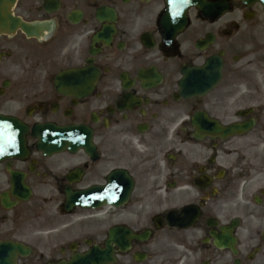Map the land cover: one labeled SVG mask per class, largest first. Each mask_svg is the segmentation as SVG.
Returning a JSON list of instances; mask_svg holds the SVG:
<instances>
[{
	"label": "flooded vegetation",
	"instance_id": "flooded-vegetation-1",
	"mask_svg": "<svg viewBox=\"0 0 264 264\" xmlns=\"http://www.w3.org/2000/svg\"><path fill=\"white\" fill-rule=\"evenodd\" d=\"M9 12L0 115L26 133L0 160V243L27 253L4 264H264L261 0Z\"/></svg>",
	"mask_w": 264,
	"mask_h": 264
},
{
	"label": "water",
	"instance_id": "water-1",
	"mask_svg": "<svg viewBox=\"0 0 264 264\" xmlns=\"http://www.w3.org/2000/svg\"><path fill=\"white\" fill-rule=\"evenodd\" d=\"M6 10V0H0V28H5L12 22ZM25 131V127L17 120L0 115V160L6 156H14L23 152ZM41 140L43 143L49 141L56 143L54 135H43ZM21 250L20 246L0 244V256L14 255ZM8 264L14 263L9 262Z\"/></svg>",
	"mask_w": 264,
	"mask_h": 264
}]
</instances>
